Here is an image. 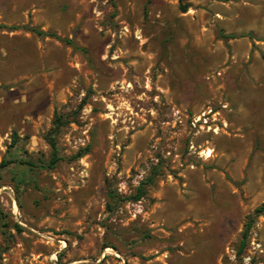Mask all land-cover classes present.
Segmentation results:
<instances>
[{"label": "rangeland", "instance_id": "rangeland-1", "mask_svg": "<svg viewBox=\"0 0 264 264\" xmlns=\"http://www.w3.org/2000/svg\"><path fill=\"white\" fill-rule=\"evenodd\" d=\"M4 161L0 264H264V0H0Z\"/></svg>", "mask_w": 264, "mask_h": 264}, {"label": "trees", "instance_id": "trees-1", "mask_svg": "<svg viewBox=\"0 0 264 264\" xmlns=\"http://www.w3.org/2000/svg\"><path fill=\"white\" fill-rule=\"evenodd\" d=\"M181 11L183 13L187 12L188 6L187 5H184V6L181 5ZM28 29L34 33H37L38 35H46L45 32L38 30L37 28H28ZM226 37L237 38V36H235V35H230V36H226ZM59 39H61V38H59ZM67 43H72V42L67 40ZM85 103H86V101L82 102V104L80 105V110L83 109V106L85 105ZM75 122H76V120L71 119L69 115H63V114L56 113L55 120L53 123L54 128L51 129V131L49 132V134L47 136L48 144L51 146V149H52V155L48 161H42L40 167H42L44 169H53L62 160V157L59 155L57 136L66 124L75 123ZM14 144L17 145V140L14 141ZM79 155L82 156V154H79ZM9 164H10V162L4 161L2 163V165L0 166V168H5ZM152 181H153V178H147L146 180L141 182V184L138 187V190L134 196H131L129 198H123V199L119 198V200H121L123 202V201H128V200L136 201V200L142 199L146 193L145 187L148 185V183H151ZM108 208L110 209V211L113 210L111 205H109ZM0 213H2L1 204H0ZM262 214H264V203L259 208H257L255 210V216H260ZM253 223H254V219L250 220V222H248V224L246 225V229H245L244 234H243V240H242L240 247L238 249V256H240V257L244 253L245 248L247 246L248 234L250 232V229L252 228ZM16 227L19 230H21L20 225L17 224Z\"/></svg>", "mask_w": 264, "mask_h": 264}, {"label": "built area", "instance_id": "built-area-1", "mask_svg": "<svg viewBox=\"0 0 264 264\" xmlns=\"http://www.w3.org/2000/svg\"><path fill=\"white\" fill-rule=\"evenodd\" d=\"M178 113H180V110H177ZM201 119V117H200ZM195 122H193V124H197V120H194ZM122 187H125L124 184H121ZM126 207L129 209V213L134 217L137 218L138 216L142 215L145 213V204H144V200H137V201H132L129 202ZM252 248L254 250H259L261 248V244L258 243L256 241V239L254 238L253 242H252ZM247 260H251V256L247 259Z\"/></svg>", "mask_w": 264, "mask_h": 264}, {"label": "bare ground", "instance_id": "bare-ground-1", "mask_svg": "<svg viewBox=\"0 0 264 264\" xmlns=\"http://www.w3.org/2000/svg\"><path fill=\"white\" fill-rule=\"evenodd\" d=\"M108 252H110V251H108ZM111 253V252H110Z\"/></svg>", "mask_w": 264, "mask_h": 264}]
</instances>
